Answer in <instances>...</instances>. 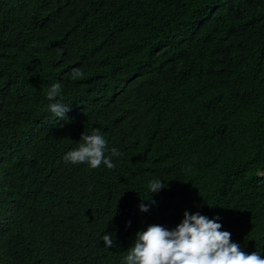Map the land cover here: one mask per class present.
<instances>
[{"label":"trees","instance_id":"1","mask_svg":"<svg viewBox=\"0 0 264 264\" xmlns=\"http://www.w3.org/2000/svg\"><path fill=\"white\" fill-rule=\"evenodd\" d=\"M93 129L115 168L63 160ZM185 211L264 258V0H0V264H124Z\"/></svg>","mask_w":264,"mask_h":264},{"label":"clouds","instance_id":"2","mask_svg":"<svg viewBox=\"0 0 264 264\" xmlns=\"http://www.w3.org/2000/svg\"><path fill=\"white\" fill-rule=\"evenodd\" d=\"M82 76L79 68L72 69L74 80ZM61 87L60 83H53L46 93L50 102L46 108L56 119H63L69 110L68 104L57 99ZM79 140L81 142L76 148L64 154L65 162H86L91 169L101 164L108 169L115 168L112 157L122 153L115 147L109 148L98 129H93L90 134L82 132ZM148 187L149 193H154L165 185L161 180H152ZM139 209L146 212L149 207L141 203ZM218 219L185 211L182 221L172 230L158 224L148 225L145 230L136 232L132 246L124 257V264H264L260 251L246 253L232 242L231 233L221 230L222 225L216 222ZM102 240L107 247L113 246L110 234L105 233Z\"/></svg>","mask_w":264,"mask_h":264}]
</instances>
